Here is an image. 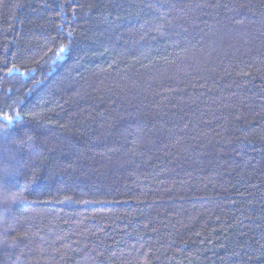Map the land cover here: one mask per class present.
Here are the masks:
<instances>
[{
  "label": "trees",
  "instance_id": "1",
  "mask_svg": "<svg viewBox=\"0 0 264 264\" xmlns=\"http://www.w3.org/2000/svg\"><path fill=\"white\" fill-rule=\"evenodd\" d=\"M5 116L0 264H264V0H0Z\"/></svg>",
  "mask_w": 264,
  "mask_h": 264
},
{
  "label": "snow or ice",
  "instance_id": "2",
  "mask_svg": "<svg viewBox=\"0 0 264 264\" xmlns=\"http://www.w3.org/2000/svg\"><path fill=\"white\" fill-rule=\"evenodd\" d=\"M65 51H66V47L65 46H61V48L59 49V51L56 53L57 59H59ZM14 70H15V68H12V69H9L8 71L11 72V71H14ZM37 83H39V82H37ZM4 119L8 123H6L5 126H4V129H0V131H6V129L8 128V125L12 122L13 117H11V116H5Z\"/></svg>",
  "mask_w": 264,
  "mask_h": 264
}]
</instances>
